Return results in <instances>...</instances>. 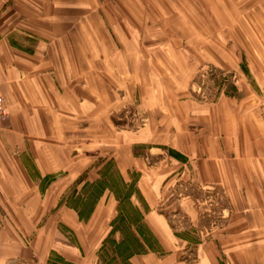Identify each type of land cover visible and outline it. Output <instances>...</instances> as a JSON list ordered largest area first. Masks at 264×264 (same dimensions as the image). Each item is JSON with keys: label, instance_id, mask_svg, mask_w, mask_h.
Segmentation results:
<instances>
[{"label": "crops", "instance_id": "1", "mask_svg": "<svg viewBox=\"0 0 264 264\" xmlns=\"http://www.w3.org/2000/svg\"><path fill=\"white\" fill-rule=\"evenodd\" d=\"M106 1L131 12L125 13L129 24L116 27L115 18L111 17L107 22L112 26L105 27L98 10L92 11L101 0H0V92L11 114L6 124L0 123V264L11 260L47 263L51 252L60 250L53 243L65 245L63 250L71 248L64 234L62 237L53 232L56 226L52 211L57 206L53 199L66 195L73 185L78 186L79 195L86 181L97 184L99 175L91 173L93 167L86 173L89 167H81V172L69 171L63 176V164L73 162L63 157V122L33 123L26 115L40 113L48 99L51 102L43 112L57 115L60 96L65 108H74L79 114L84 113L85 100H97L98 113L109 115L117 106L115 94L107 93L102 103L99 79L86 81L92 83V89L85 88L87 78L81 69L100 66L103 53L111 56L109 62L116 67V52H123L120 62L127 68L213 66L237 70L242 66L237 53L241 57L242 51L252 53L251 67L263 66L258 60L259 52L264 50L259 49V21L250 26L243 23L247 28L239 27V23L233 30V20H238L240 14L227 12L228 0ZM75 4V9L65 6ZM259 6L260 0L251 1L253 10ZM90 10L92 13L86 15L84 11ZM244 20L242 15L239 21ZM166 27L172 35L186 36V46H165ZM120 35H130L121 46L116 40ZM250 35L255 43L246 39ZM165 48V60L158 56L156 60L148 59L149 53H162ZM171 51L179 55L172 58ZM66 77L75 78L77 86L63 90V83L70 82ZM139 80L135 84L141 107L150 115L170 117L171 123L164 130L172 132L171 146L186 155L193 166L195 187L216 191L219 200L224 199L227 205L219 212V222L210 223L196 235H181L169 223L161 205V190L167 178H157L153 185L146 175L142 176L139 187L148 207L143 222L155 239L142 240L146 251L134 253L128 264H264V74L255 76L262 85L261 97L240 88L237 92L221 93L209 103H199L187 96V88L179 91L172 85L159 96L164 89L158 81L149 82L145 76ZM149 93L155 97L149 99ZM21 115L25 116L23 120ZM29 132L46 134L39 137L41 142L36 141L38 138L29 141ZM78 159L75 164H94V159ZM133 162L120 165L127 170ZM53 173L58 174L55 181L51 178ZM69 178L72 181L68 185L63 183ZM45 180L50 181L44 183ZM112 196L109 192L104 194L89 218L81 214L78 206L63 203V225L79 241H86L83 238L87 228L106 223L104 219L112 212L108 207ZM178 209L188 217L190 228L198 231L205 217L192 197H182ZM152 243L159 247L154 248Z\"/></svg>", "mask_w": 264, "mask_h": 264}, {"label": "rangeland", "instance_id": "2", "mask_svg": "<svg viewBox=\"0 0 264 264\" xmlns=\"http://www.w3.org/2000/svg\"><path fill=\"white\" fill-rule=\"evenodd\" d=\"M251 1L253 0H228L226 9H228L229 14L238 12L240 14L239 18L242 15L244 16V22L239 21V18L233 20V30L235 31L239 23V27L247 28V26L245 27L246 23L250 26L251 22L257 23L259 21L261 30L257 37L260 42L259 49L262 50L264 49V0H260V9L256 10L251 8ZM101 2L98 8H94L92 11L96 13V10H98L101 19L105 22V27L112 26L111 23L109 26L107 22V19H111V17L115 18L116 27L123 28L125 27L124 23L129 24V20H125L127 18L125 13L128 15L131 12L124 11L122 5H114L110 2L108 4L106 0H101ZM65 6L74 7L75 9L78 5ZM92 11L84 12L86 15H90ZM149 13L151 14L150 10ZM252 13L254 14L252 15ZM84 21L86 23V19ZM63 24L65 23L63 22ZM255 26L258 27L257 24ZM172 27L174 26L172 25ZM131 29L135 30L133 25H131ZM168 30L170 29L166 27L165 46L168 48L186 46V36L172 35ZM176 30L178 31V27H176ZM129 36L120 35L116 37L117 44L124 43V40L129 39ZM246 39L249 43H255L253 42L255 38L251 35ZM116 53V67L111 66L114 64L112 61L109 62L111 56H107L108 53H103L102 58L100 56V66L81 69V74L87 78L85 84H83L85 88L92 89V83L88 84L86 81L91 82L93 77L99 79L101 87L99 90L101 98L99 99L102 103L106 101L107 93L115 94L117 106L110 110L109 115L98 113L99 101L97 100L93 102L85 100L83 103L87 107L85 106L83 114H79L74 108H65L61 96L59 100L57 99L60 105V108H57V115L49 116L47 112H43L48 108L46 106L51 102L50 99L44 100L45 105L40 113L26 115L27 118L32 119L33 123L63 122V157L67 156L68 161L73 160V162H68L66 165L63 164V176L69 171L77 174L81 172V167H89L88 169L84 168L86 173L91 171L93 167L94 170L91 173L97 172L99 178L97 184L94 185H91L93 182L86 181L83 185L84 189L81 188L79 195H77L78 186L75 188L73 185L66 195L62 194V196L53 199V205L57 204L56 207L53 206L52 211L53 226H56L53 232H58L62 237L64 234L71 242V244H66L71 247L70 249L63 250L65 245L61 246V244L56 245L53 243V247L60 248V250H53L47 263L11 260L6 264H128V258L134 253L146 251L143 243H140L142 240L147 242L146 240L153 241L155 239L154 233L149 227L146 226L147 228H145V222H143L144 213L148 212V207L141 193L139 182L141 177L145 175L149 178V183L153 182V185H155L157 178H167L161 190V205H163L164 212L168 216L169 223L175 230L179 231L177 233L184 236H187V234L193 236L210 223L220 221L219 212L222 210V206L227 205V202L224 199L219 200L216 191L211 193L195 187L193 166L189 163L186 155L181 154L171 146L172 132L164 130L171 123L170 117L150 115L149 112L143 109L139 101L138 86L136 87L135 83L140 81V76H145L149 82L158 81V86L164 89L160 90L159 96L166 94L167 89L165 88L170 85L178 88L179 91L187 88V96L194 100L191 89L204 101L216 99L221 93L237 92L240 88L250 89L261 97L262 85L258 84L255 76L259 77V75L264 74V68H262L264 67V50L259 52L258 57V60L263 63L261 68L250 66L251 52L242 51L241 57L240 53H237L238 60L242 61L241 68L237 70L220 69L213 66L200 68L166 66L145 69L127 68L121 66L120 61L124 58L123 52ZM170 54L173 58L174 54L179 55V52L171 51ZM166 55H168V52L165 48L162 53H149L148 59L156 60L155 56H158L159 59L165 60ZM180 55L182 54L180 53ZM72 75L67 76L71 77ZM70 77H66L70 82L63 83V90L66 87L75 88L77 86L75 78ZM73 77H76L75 74ZM167 81H171V83H167ZM178 81L183 82L178 83ZM156 86L157 84L154 83V87ZM72 95L75 97V93ZM182 95L181 93L180 96ZM153 97H155L154 93H149V99ZM123 98L126 99L123 100ZM67 102L69 103V101ZM24 105H27V102ZM100 107H103V104ZM152 111V113H155V110ZM19 118L23 120L25 116L21 115ZM34 133L36 136L33 135ZM28 134L30 136L27 135V140L31 141L38 138L36 141L41 142L43 139H39V137L46 133L29 132ZM27 157H31L30 151ZM77 158L80 162L94 159V164H75ZM130 160L134 162L131 163V168L125 170L123 165L120 164L122 162L128 163ZM29 164L33 167L32 161ZM57 176V173H53L52 180L55 181ZM49 181L45 180L44 183H49ZM70 181H72V178L64 180L63 183L68 185ZM107 192L113 196L112 202L108 206L112 208V212L110 211L104 219L106 223L100 224L99 228H87L85 238H83L86 241H79L73 231L63 225V203L68 202L71 206H78L82 211L81 214L89 218L92 215V210L97 206V202ZM187 196L192 197L196 206L201 207L205 213L203 215V212L200 211V213L202 212L201 216L205 218L201 220L198 231L195 232L190 228L188 217L178 209L179 200ZM207 215H211V217ZM152 245H154V248L159 247L156 243H152Z\"/></svg>", "mask_w": 264, "mask_h": 264}, {"label": "built area", "instance_id": "3", "mask_svg": "<svg viewBox=\"0 0 264 264\" xmlns=\"http://www.w3.org/2000/svg\"><path fill=\"white\" fill-rule=\"evenodd\" d=\"M10 110L6 104L5 98L0 92V123L6 124L10 119Z\"/></svg>", "mask_w": 264, "mask_h": 264}, {"label": "trees", "instance_id": "4", "mask_svg": "<svg viewBox=\"0 0 264 264\" xmlns=\"http://www.w3.org/2000/svg\"><path fill=\"white\" fill-rule=\"evenodd\" d=\"M192 88V87H191ZM235 88V87H234ZM191 91V94H192V96H193V98H195V100H197V101H200V102H203V103H209V102H213V101H215V99H213V100H203V99H201L196 93H195V91H192V89L190 90ZM145 240H146V238H145ZM141 243V242H140Z\"/></svg>", "mask_w": 264, "mask_h": 264}]
</instances>
